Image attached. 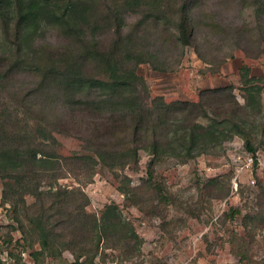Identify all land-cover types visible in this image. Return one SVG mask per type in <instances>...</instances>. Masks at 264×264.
I'll return each instance as SVG.
<instances>
[{"label":"trees","instance_id":"trees-1","mask_svg":"<svg viewBox=\"0 0 264 264\" xmlns=\"http://www.w3.org/2000/svg\"><path fill=\"white\" fill-rule=\"evenodd\" d=\"M216 1L0 0V23L9 52L0 62V82L15 79L28 68V62L36 61V86L21 98L34 115L35 126H22L13 112L0 110L2 200L10 205L12 229L22 235L17 243L28 244L32 264L61 258L64 250H72L77 261L83 257L93 261L104 236L138 235L116 205L108 206L101 218L89 213L90 198L83 188L62 183L72 173L90 178L99 165L113 172L135 169L140 151L145 150L150 155L147 174L151 180L157 165L166 159L186 163L235 136L244 140L258 164L251 134L264 133V123L254 126L250 117L252 111L263 114L264 87L257 84L249 67H243L241 74L243 102L233 84L202 90L198 101L168 102L163 96L152 97L138 72L141 64L152 63L156 55L140 43L149 21L156 28L173 24L176 33L171 34L172 41L199 50L195 42L199 28L220 26L214 8L254 5L258 15L264 14V0ZM127 13L148 15L127 31ZM50 28L59 33L64 45H43L37 50ZM249 41L259 45L257 56L264 53V35L258 39L251 36ZM33 49L34 58L30 57ZM93 90L100 96H81ZM51 92L56 94V102L61 100L67 107L55 116L57 122L50 119L53 110L46 102L54 98ZM54 134L82 141L89 154H58L51 149L52 144H59ZM75 162L80 163L78 173L72 169ZM119 190L127 195L129 182ZM12 241L10 236L5 242L11 245ZM86 243H90L89 249ZM9 255L11 264H29L12 252ZM0 264H8L1 251Z\"/></svg>","mask_w":264,"mask_h":264},{"label":"rangeland","instance_id":"rangeland-1","mask_svg":"<svg viewBox=\"0 0 264 264\" xmlns=\"http://www.w3.org/2000/svg\"><path fill=\"white\" fill-rule=\"evenodd\" d=\"M235 5L230 10L213 9L220 26L214 30L199 28L195 41L199 50L176 45L171 39V34L176 33L173 24L164 23L156 28L148 22L147 33L140 43L156 55L152 63L141 64L138 72L145 78L152 97L163 96L168 102L198 101L202 90L233 84L238 100L243 102L241 74L245 66L250 68L257 84L264 87V53L257 56L259 45L248 42L251 36L258 39L264 35V14L258 15L254 5L244 8ZM147 15L125 14L127 31ZM2 30L0 23L3 63L9 52ZM43 45L57 47L64 42L50 28L37 50ZM261 50L264 51V42ZM30 55L35 57L34 49ZM28 64L15 79L0 82V110L13 112L22 126L33 127L34 115L29 114L21 99L37 83L35 59ZM50 95L54 97L46 99L53 110L50 119L57 122L55 116L66 112L67 107L61 100L56 102L55 93ZM81 96L95 98L100 92L93 90ZM261 110L264 114V90ZM252 114V125L264 123L262 113L255 115L252 111ZM54 136L58 145L47 142L58 154L64 157L89 154L82 141L63 134ZM251 141L258 149L257 165L244 140L235 136L222 147L186 163L166 159L157 165L151 180L147 174L150 155L145 150L140 151L135 169L113 172L99 165L90 178L83 173L68 175L62 183L70 188H83L90 198L86 208L89 213L101 218L108 206L116 205L138 235L104 236L93 261L86 257L77 261L72 250H64L61 258H49L46 264H264V133L253 132ZM79 165L75 162L73 172L78 173ZM126 182L131 189L127 195L119 190ZM3 184L0 178L1 258L13 263L9 255L12 252L19 260L32 264L28 244L17 243L22 235L12 229L15 224L10 205L2 200ZM10 236L13 241L8 245L5 241ZM82 245L75 246V250ZM35 247L38 249L39 245L36 243Z\"/></svg>","mask_w":264,"mask_h":264}]
</instances>
